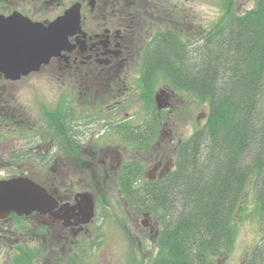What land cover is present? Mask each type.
<instances>
[{
	"label": "trees",
	"instance_id": "1",
	"mask_svg": "<svg viewBox=\"0 0 264 264\" xmlns=\"http://www.w3.org/2000/svg\"><path fill=\"white\" fill-rule=\"evenodd\" d=\"M233 4L220 0L219 17L197 37L192 31L191 43L177 29L162 28L143 45L146 100L164 82L208 107L204 126L181 140L166 176L148 181L131 159L115 177L125 204L160 222L150 264L227 257L246 220L260 237L241 264H264V0L241 13ZM34 258L19 248L13 264Z\"/></svg>",
	"mask_w": 264,
	"mask_h": 264
},
{
	"label": "rangeland",
	"instance_id": "2",
	"mask_svg": "<svg viewBox=\"0 0 264 264\" xmlns=\"http://www.w3.org/2000/svg\"><path fill=\"white\" fill-rule=\"evenodd\" d=\"M232 1L237 13L244 12L253 6V0ZM119 4L120 11L118 7L113 9L116 13H114L117 18L116 24L122 29L124 28L126 35H133L136 41L139 33L145 34L142 39L144 43L150 41L151 38L147 37L149 34L152 37V34L157 30V25L162 22L173 23L171 12L174 14L179 11L186 13L184 18L189 31L182 38L187 43L196 39L193 40L190 36L192 31L197 34L207 28L219 17L221 12L220 0H142L139 15L145 16H141L139 19L145 22H141L142 25H140V21H134L127 15L130 14V11L126 9L124 0ZM164 12H167L166 16H164ZM150 16L160 20L150 23ZM180 18L182 17L179 16L177 19ZM144 25V31H140V27ZM55 55H51L44 64H47L49 59ZM48 76H40L37 82L31 80L16 86H0L1 94L10 92L4 97L0 95V101L3 98H6L7 101L6 104L4 102L1 104L5 105L9 115L16 116L13 118L18 121L12 124L11 130L4 128L7 125L0 122V177L13 175L14 179L25 178L26 181H32L30 176L38 177L34 174L32 166L22 165L20 162L17 165L15 162L8 165L10 159L7 154L13 153L14 150L22 152L24 149L20 150L21 148L28 149L30 144L34 145V142L29 141H35L38 144L39 140L29 138L31 133L26 131L28 125H43L48 118H55L58 103L68 99V96L75 92L74 85L61 84L55 80L58 77H51L49 74ZM158 88H160L158 91L162 90L161 92L157 91L158 95L157 92L155 93L159 109L155 104H150L153 110L150 107L146 108L147 103L144 102L143 106V103L139 101L142 104L128 103V111L134 114L135 123L139 125H145L149 123L150 119H155L158 127L156 149L163 148L164 144L169 141V147L174 146L170 151L174 152L178 141L188 138L195 128L204 126L208 109L205 104H198L192 99L186 101L181 94L176 93L164 82L158 84L156 90ZM131 99L133 97L128 98V100ZM138 100L140 99L138 98ZM167 104H169L168 107H166ZM11 110L16 112H10ZM96 133L89 131L87 138L81 137L84 139L81 147L68 156L70 159L65 161L66 165L56 168L59 175L56 180L57 185L61 183L62 189H67L77 195V200H84V195H89L91 199L93 196L94 198L96 195L98 196V208L90 223L91 232H88L91 235L89 238L91 244L88 245V242L86 244L79 243V240L74 239L72 233L69 236L72 239H66L64 236L66 232L63 228H58L61 225L57 227L56 224L48 226L49 233H51L49 236L39 234L36 229L40 224H43L40 221L44 218L41 217L38 222L32 221L28 217L34 212L32 211L28 215L22 214L19 218H14L10 228L7 225L0 226V264H13L19 248L29 250L35 257L30 260L29 264H143L156 253V236L149 231L148 226L144 225L143 221H146V218L136 214L122 202L119 189L109 176L110 169H112L109 160L115 161L117 157L114 156L117 153L118 158L120 157L122 161L131 158L137 159L143 165L145 177L151 180V173L157 171H154L152 167L154 163H157L156 150L146 148L137 151L129 147L118 150L113 147L100 149L96 145L99 149L96 151L98 154L95 155L93 151L96 148H93V143H90L94 139L88 137L93 135L92 138H95ZM32 163L27 160L25 164ZM167 170L166 168L162 169L163 174L166 175ZM25 171L29 172L24 173ZM39 176L42 177V175ZM155 176L157 177V174ZM102 198L106 211L102 209L100 202ZM150 217L155 224L157 222L159 234L161 225L157 215L153 213ZM2 220H5V217H0V221ZM69 224H66V227L71 225ZM4 230L7 231L4 232ZM76 231L78 233L80 229ZM259 237L260 230L254 226L252 221L242 222L231 253L227 257H215L211 264H241L246 251L259 240ZM18 256L21 257V253H18Z\"/></svg>",
	"mask_w": 264,
	"mask_h": 264
},
{
	"label": "flooded vegetation",
	"instance_id": "3",
	"mask_svg": "<svg viewBox=\"0 0 264 264\" xmlns=\"http://www.w3.org/2000/svg\"><path fill=\"white\" fill-rule=\"evenodd\" d=\"M120 1L122 0H0V20L2 21L17 13L32 22L47 25L63 16L75 5H78L80 12L79 26L75 28L74 34L68 36L66 48L52 56L47 64H41L37 70L21 75L17 79L6 78L0 73V86H16L31 80L37 82L40 76H48V74L51 77H58L55 80L61 84L68 83L75 86V92L68 96V99L58 103L55 118H48L43 125L32 124L26 128V131L31 133L29 138L39 140L38 144L35 141H29L34 142V145L30 144L28 149L21 148L20 150L24 149L22 152L14 150L13 153L7 154L10 159L8 165L14 162L17 165L20 162L22 165L32 166L34 174L38 177L30 176V178L45 188L59 203L57 210L51 213L33 212L28 216L36 222L41 217L44 218L40 221L43 223L40 227L46 228L43 234L45 236L51 234L48 226L56 224L57 227L61 225L58 228H63L66 232L64 233L66 239H72L69 238L70 233L74 235L76 241L79 240V243L86 241V238L88 240L91 238L88 233L90 224L79 223L82 219L79 208L82 205L79 201L74 202L77 195L67 189H62L61 183H58L59 185L56 183L59 178L56 168L66 165L65 161L70 159L68 156L81 147L84 140L81 137L87 138L89 131L97 132L95 138H92L93 135L88 137L94 139L90 143H93V148H96L93 151L95 155L98 154L96 151L99 148L155 149L157 163H154L152 167L154 171H157L151 173V180L161 179L167 175V172L166 175L163 174L162 169L169 168V163L174 156L175 150L170 151L174 146L169 147V141L164 144L163 148L156 149L158 130H155V127L150 130L155 132L154 137L146 131L145 126L149 123L156 125L155 119H150L145 125H139L135 123L134 114L128 111V103L136 105L143 103L144 106V72L143 63L140 61V38L137 36L136 41L133 35H126L124 28L116 24L117 18L113 9L118 7L119 11L121 10ZM140 1L142 3V0ZM140 1L124 0L126 9L130 11L127 15L134 21H140L139 17L145 16L139 15V12L141 13ZM21 16L19 17L25 19ZM9 94L10 92L0 93L2 97ZM131 97L133 99L128 100ZM5 99L0 101V122L7 125L4 128L11 130L12 124L18 121L14 119L16 116L9 115L5 105L1 104L7 102ZM10 112L16 111L11 110ZM114 157H117L115 161L109 160L113 169H110L109 175L112 181L115 180L123 162L120 157L118 158L117 153ZM27 160L33 163L25 164ZM27 172L29 171L24 173ZM11 177L14 176H1L0 180ZM130 209L137 214L134 207ZM144 214L145 212L141 216ZM14 218L12 215L8 216L0 221V226L7 225L10 228ZM145 218L144 225L148 226L149 231L157 238V222L156 224L153 222L149 213L145 214ZM75 222L78 224L75 225ZM66 224L70 226L66 227ZM33 228L35 230V227ZM77 229H80L78 233ZM153 257L154 255L143 264H150Z\"/></svg>",
	"mask_w": 264,
	"mask_h": 264
},
{
	"label": "water",
	"instance_id": "4",
	"mask_svg": "<svg viewBox=\"0 0 264 264\" xmlns=\"http://www.w3.org/2000/svg\"><path fill=\"white\" fill-rule=\"evenodd\" d=\"M78 17V10H75L74 13L73 9H71L48 26L30 23L19 16H11L4 20L3 23L6 24V27L4 30L2 27L0 29V72H3L6 78H18L21 72L25 73L33 69L34 66L42 61L35 57L36 55H40L41 50L39 49L38 53L31 51L33 59H30L29 64L15 66L12 64L13 62L10 57L6 55L2 56L4 48L9 52L13 48L14 43L20 40L28 43L36 41L41 44L39 39L40 36H43L45 37L44 43H46L45 45L48 48L42 49V51L45 57L48 58L65 43L67 35L78 24ZM17 34H22V36L15 38ZM50 46L56 48L51 49L49 48ZM31 48L35 49V47ZM83 201L84 203L80 209V214L82 215L80 222L87 223L93 216V203L89 195H84ZM55 204V200L47 195L45 190L33 182L26 181L25 178L0 181V217H5L11 212H15L18 215H28L32 211L46 213Z\"/></svg>",
	"mask_w": 264,
	"mask_h": 264
},
{
	"label": "bare ground",
	"instance_id": "5",
	"mask_svg": "<svg viewBox=\"0 0 264 264\" xmlns=\"http://www.w3.org/2000/svg\"><path fill=\"white\" fill-rule=\"evenodd\" d=\"M1 27L3 28V30L5 29L6 27V24L3 23L2 20H0V29ZM22 36V34H17L15 38H20ZM44 39L45 37L43 36H40V39H39V42H41V44H39L38 42L36 41H29L31 43H28V42H24L22 40L14 43L13 45V48L8 52L7 49H3V55H6L8 57L11 58L12 60V64L15 65V66H20V65H27L29 64V61L30 59H33L32 58V54H31V51L33 53H38V50L40 49L41 52H40V55H36L35 57L37 59H40V60H45L46 57L44 55V52L42 51V49H46L48 48V46H46L44 43ZM31 47H35V49L31 48ZM49 48L51 49H55L56 47H53V46H50ZM6 61V60H4ZM48 207H50V205H48Z\"/></svg>",
	"mask_w": 264,
	"mask_h": 264
}]
</instances>
